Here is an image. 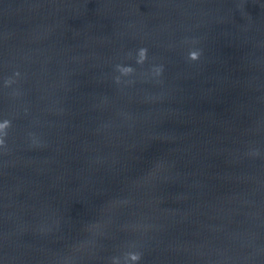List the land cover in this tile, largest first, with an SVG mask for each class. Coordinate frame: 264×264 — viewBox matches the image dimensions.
I'll return each mask as SVG.
<instances>
[{"label":"water","instance_id":"obj_1","mask_svg":"<svg viewBox=\"0 0 264 264\" xmlns=\"http://www.w3.org/2000/svg\"><path fill=\"white\" fill-rule=\"evenodd\" d=\"M0 264H264V0H0Z\"/></svg>","mask_w":264,"mask_h":264}]
</instances>
